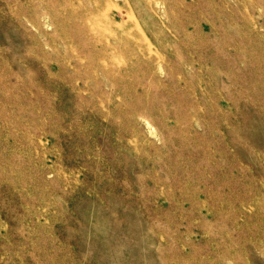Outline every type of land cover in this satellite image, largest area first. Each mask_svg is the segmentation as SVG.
Instances as JSON below:
<instances>
[{
	"label": "rangeland",
	"instance_id": "rangeland-1",
	"mask_svg": "<svg viewBox=\"0 0 264 264\" xmlns=\"http://www.w3.org/2000/svg\"><path fill=\"white\" fill-rule=\"evenodd\" d=\"M0 264H264V0H0Z\"/></svg>",
	"mask_w": 264,
	"mask_h": 264
}]
</instances>
